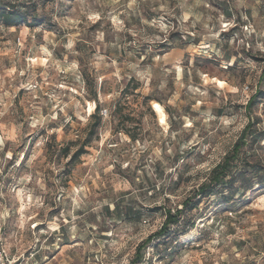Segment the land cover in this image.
<instances>
[{
	"label": "clouds",
	"instance_id": "1",
	"mask_svg": "<svg viewBox=\"0 0 264 264\" xmlns=\"http://www.w3.org/2000/svg\"><path fill=\"white\" fill-rule=\"evenodd\" d=\"M0 264H264V0H0Z\"/></svg>",
	"mask_w": 264,
	"mask_h": 264
},
{
	"label": "trees",
	"instance_id": "2",
	"mask_svg": "<svg viewBox=\"0 0 264 264\" xmlns=\"http://www.w3.org/2000/svg\"><path fill=\"white\" fill-rule=\"evenodd\" d=\"M80 151H81V152H83V151H84V149L82 148ZM77 155H79V153H77Z\"/></svg>",
	"mask_w": 264,
	"mask_h": 264
},
{
	"label": "rangeland",
	"instance_id": "3",
	"mask_svg": "<svg viewBox=\"0 0 264 264\" xmlns=\"http://www.w3.org/2000/svg\"><path fill=\"white\" fill-rule=\"evenodd\" d=\"M76 157L74 156L73 159H75ZM71 163V162H70Z\"/></svg>",
	"mask_w": 264,
	"mask_h": 264
}]
</instances>
